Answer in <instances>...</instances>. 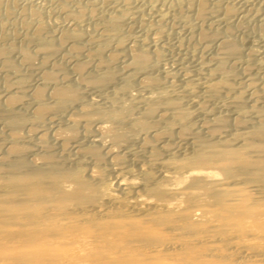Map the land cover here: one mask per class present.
<instances>
[{"label":"bare ground","instance_id":"obj_1","mask_svg":"<svg viewBox=\"0 0 264 264\" xmlns=\"http://www.w3.org/2000/svg\"><path fill=\"white\" fill-rule=\"evenodd\" d=\"M51 1L0 0V264H264V71L204 24L236 6L161 0L215 47L177 84L132 0Z\"/></svg>","mask_w":264,"mask_h":264},{"label":"rangeland","instance_id":"obj_2","mask_svg":"<svg viewBox=\"0 0 264 264\" xmlns=\"http://www.w3.org/2000/svg\"><path fill=\"white\" fill-rule=\"evenodd\" d=\"M18 1L20 2L19 4H28L31 7H36V5L37 7L43 6L42 8L45 9L43 11V17L45 22H47L49 26H54L55 23H61L65 25L66 23H70L67 19L61 17V15L56 14V16L52 13H49L48 9L51 10L50 8L53 7V3L51 0ZM224 1L222 0L225 5L227 4L236 6L237 12L234 15L235 17L233 16L230 18V20L227 19L225 22H219L217 20L219 18L216 17L213 19L208 18V23L207 20H205L204 24L205 26H210L209 28H222L225 25L228 27L230 26V29L232 28L233 31L231 30V38H233L237 45L240 47L239 49L241 56L239 55L240 59L228 58L227 64L229 63L228 65L232 69V71H234L237 80L242 83V81L244 82L248 77H257V75H260L261 71H264V4H261L264 3V0ZM82 2L84 3L85 0H82ZM109 3H112V1L109 0ZM162 3L163 1L161 2V0H132V4L134 6H132L133 9L131 10H134L136 8L139 12H134L135 10L131 12V14H133V19L129 20V22L127 21L128 23L126 22L127 24L124 25L125 29L123 30L127 33L129 32L128 34L134 35L136 37H142V35L146 37L145 48L148 49L151 57L158 56V60L156 61V64L158 66L156 68V72L165 81L169 80V78L166 79L167 77L172 78V76H174L172 80H175L174 82L178 84L180 81H183L184 75L182 74H186L187 71H189L187 73H190L188 74L190 75V77H194L195 70L198 68V63L201 57L204 60H206L205 58L207 57L209 58L210 54L214 52L215 47L214 49H212L213 51H207L204 49L205 44L202 45V43L204 42H198L195 39H191V37L195 38L193 33L191 32V34L186 26L185 28L181 27L183 23L181 24L180 21L176 18L175 20H172L174 19V17L167 8L166 2L164 1V3ZM128 12H130V10ZM161 12L163 13L161 14ZM131 14L129 13L130 16H132ZM209 22L215 23H212L210 25ZM148 23H159V27L161 25L160 30L158 32L154 29H150L148 31ZM196 45L197 47H195ZM154 60L156 59L154 58ZM245 62L249 64V70L247 72L242 71ZM31 74L36 75V72H32ZM86 95L87 97L89 96L90 98H93L97 96L98 93L95 92L94 95L93 91L89 90L86 91ZM191 108H193V103ZM219 110L220 108L218 109V111ZM197 118H199V120L197 119L196 122L197 124H199L201 119L200 117ZM50 124L51 126L54 125V123ZM177 140L178 139H176V142L179 141Z\"/></svg>","mask_w":264,"mask_h":264}]
</instances>
